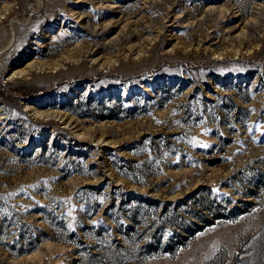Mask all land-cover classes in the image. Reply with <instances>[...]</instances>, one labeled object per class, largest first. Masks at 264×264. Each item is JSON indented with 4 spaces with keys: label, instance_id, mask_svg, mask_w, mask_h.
Returning <instances> with one entry per match:
<instances>
[{
    "label": "rangeland",
    "instance_id": "374dc122",
    "mask_svg": "<svg viewBox=\"0 0 264 264\" xmlns=\"http://www.w3.org/2000/svg\"><path fill=\"white\" fill-rule=\"evenodd\" d=\"M0 264H264V0H0Z\"/></svg>",
    "mask_w": 264,
    "mask_h": 264
},
{
    "label": "snow or ice",
    "instance_id": "6c2138e0",
    "mask_svg": "<svg viewBox=\"0 0 264 264\" xmlns=\"http://www.w3.org/2000/svg\"><path fill=\"white\" fill-rule=\"evenodd\" d=\"M249 131H251V129H249Z\"/></svg>",
    "mask_w": 264,
    "mask_h": 264
}]
</instances>
